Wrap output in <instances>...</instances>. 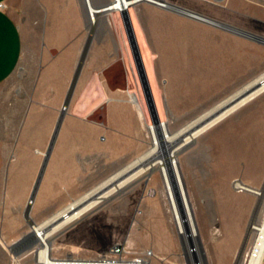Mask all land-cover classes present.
I'll use <instances>...</instances> for the list:
<instances>
[{
  "label": "rangeland",
  "instance_id": "obj_1",
  "mask_svg": "<svg viewBox=\"0 0 264 264\" xmlns=\"http://www.w3.org/2000/svg\"><path fill=\"white\" fill-rule=\"evenodd\" d=\"M91 1L97 5L110 0ZM163 1L172 8L138 1L132 10L156 101L167 130L174 132L261 73L264 22H252L249 29H241L258 35L254 38L173 9L178 5L227 24L219 19L229 11L223 7L224 2ZM9 9L25 37L26 49L14 76L19 75L26 89L39 63L45 62L54 49L44 40L50 25L51 32L55 29L57 33L66 30L81 34L87 49L74 81L73 96L84 76L90 74V80L98 72L104 100L94 108L100 116L104 106L103 114L111 119L95 120L101 127L98 139L103 151L79 164L81 175L72 179L81 181V185L72 194L65 193L66 200H46L38 192L31 195L42 166L24 170L25 193L19 206L17 201H0V264H42L34 225L141 155L152 139L134 77L109 15L90 22L84 0H9ZM78 63L79 58L74 73ZM88 90L89 86L83 93L87 95ZM75 107L85 108L64 104L62 111L78 114ZM263 126L264 91L188 142L182 143L183 137L173 141L171 148L182 143L175 160L197 230L196 239H185L178 232L156 170L133 179L65 224L51 236L48 254L94 257L106 254L115 242H122L126 256L150 249V264H188L187 248L198 246L206 264H237L251 243V225L259 223L264 215V168L259 167L263 154L253 151L255 144L263 146ZM43 168L41 178L50 171ZM236 179L260 189L261 194L235 186ZM29 232L33 236H26Z\"/></svg>",
  "mask_w": 264,
  "mask_h": 264
},
{
  "label": "crops",
  "instance_id": "obj_2",
  "mask_svg": "<svg viewBox=\"0 0 264 264\" xmlns=\"http://www.w3.org/2000/svg\"><path fill=\"white\" fill-rule=\"evenodd\" d=\"M222 5L229 11L219 19L243 27L235 26L238 29L247 30L252 22H264V8L249 0H226ZM50 28L51 25L44 40L54 47L53 52L39 63L26 89L19 75L14 76L26 49L24 33L9 9V0H0V201L4 204L17 201L19 206L25 193L24 170L42 166L50 171L42 176L34 192L46 200H66L64 194H72L81 185V181L72 179L81 175L79 164L103 151L98 139L101 127L95 122L101 115L94 108L104 100L98 72L94 87L88 85L90 74L83 77L76 96L71 87L74 65L84 49L86 55V38L66 30L51 32ZM260 72H264V61ZM88 86L85 95L83 90ZM91 102L93 107L89 106ZM64 104L82 105L86 109L75 107L78 114L63 113ZM59 118L61 122L56 129ZM107 139L104 138L105 143ZM255 145L253 151L263 154L259 167L264 168V143Z\"/></svg>",
  "mask_w": 264,
  "mask_h": 264
},
{
  "label": "bare ground",
  "instance_id": "obj_3",
  "mask_svg": "<svg viewBox=\"0 0 264 264\" xmlns=\"http://www.w3.org/2000/svg\"><path fill=\"white\" fill-rule=\"evenodd\" d=\"M84 4L90 22L94 20L98 21L102 16L109 15V22L115 30L118 45L125 52L130 70L134 77L140 107L152 141L150 147L132 160L125 168L116 172L107 180H102V183L93 189H89V191L78 198L73 199L67 205L43 220L40 224L34 225V236L39 241V243L38 241L37 243L40 245L38 250L39 261L44 260L49 251L51 236L65 224L79 217L83 212L107 198L112 193L119 191L133 179L143 176L149 171L156 170H158L161 175L178 232L185 239H196L197 230L193 222V216L189 207V201L183 186L181 174L176 164V153L179 151L182 143H186L193 139L194 136L207 130L210 125L212 126L219 122L231 112L264 91V72H262L241 88H238L232 94L217 102L209 110L203 112L178 130L169 132L166 128L160 106L156 101L153 81L145 59L140 34L135 23L132 0H110L109 7L100 11L93 9L91 0H84ZM173 9L175 11H180L182 7L174 5ZM182 11L186 10L183 8ZM215 22L219 26L233 31L241 30L222 22ZM182 137L183 142L171 148L173 141ZM236 181L237 179L234 181L235 186L261 194L260 189ZM96 191V195L99 196L93 195ZM263 240L264 224L260 227L257 245H261ZM196 253L198 255L201 254L198 246Z\"/></svg>",
  "mask_w": 264,
  "mask_h": 264
},
{
  "label": "built area",
  "instance_id": "obj_4",
  "mask_svg": "<svg viewBox=\"0 0 264 264\" xmlns=\"http://www.w3.org/2000/svg\"><path fill=\"white\" fill-rule=\"evenodd\" d=\"M208 3H223L226 0H203ZM258 6L264 8V0H249ZM166 7L172 8L169 3L165 4ZM185 12H192L185 9ZM237 33L250 36L258 37V35L247 32L244 30L236 31ZM242 188V187H240ZM263 219L258 223H253L251 229L253 232L252 240L250 245L245 250L243 258L237 264H264V240L261 245H257V238L259 236V230L262 226ZM187 253L189 256L188 264H206L203 259L196 253V248L188 247ZM152 252L150 249H145L140 254L134 256L125 255V245L122 242H115L112 244L108 252L104 255L94 256V257H84L67 255L61 257H53L47 253L44 260L41 261L42 264H150Z\"/></svg>",
  "mask_w": 264,
  "mask_h": 264
},
{
  "label": "water",
  "instance_id": "obj_5",
  "mask_svg": "<svg viewBox=\"0 0 264 264\" xmlns=\"http://www.w3.org/2000/svg\"><path fill=\"white\" fill-rule=\"evenodd\" d=\"M138 1H147V2H151V3H154V4H157V5H161V6H165V3H164V1L163 0H132V3L134 4V3H136V2H138ZM93 5V9L94 10H97V11H100V10H105L106 8H108L109 7V5H110V1H108V2H106V3H102V4H92ZM182 10H183V8H182ZM182 10H180V11H176V12H179V13H182V14H186V15H188V16H190V17H193V18H196V19H199V20H202V21H204V22H207V23H211V24H214V25H217V26H219L216 22H215V20H212V19H210V18H208V17H206V16H201L200 14H198V13H195V12H185V11H182ZM84 55H85V49H84V51L82 52V54H81V57H80V60H79V63L77 64V67H76V70H75V73H74V76H73V79H72V84H71V87L74 85V81L76 80V77H77V75H78V73H79V71H80V67H81V63H82V60H83V58H84ZM106 72V71H105ZM96 81H97V74L96 73H94L93 75H92V77L90 78V80H89V82H88V85L90 86V84H92V83H96ZM71 91V90H70ZM101 111H102V115H101V119L104 121L105 120V115L103 114V112H104V106H102V108H101ZM59 122H60V118H59V120H58V122H57V124H56V129L58 128V125H59ZM211 126V125H210ZM209 126V127H210ZM131 163V162H130ZM130 163H128V164H130ZM127 164V165H128ZM127 165H125V166H127ZM125 166L124 167H122L121 169H119L118 171H116V172H119L120 170H122L123 168H125ZM43 167L40 169V171H39V173H38V176H37V178H36V181H35V184H34V188H33V190H32V194L31 195H33L34 194V191H35V187L38 185V183H39V180H40V178H41V175H42V172H43ZM116 172H114V173H112L110 176H108L107 178H105L103 181H105V180H107L109 177H111L112 175H114ZM103 181H101L100 183H102ZM99 183V184H100ZM99 184H97V185H99ZM96 185V186H97ZM95 186V187H96ZM94 188V187H93ZM92 188V189H93ZM96 193H97V191L96 192H94V194L93 195H96ZM96 196H99V195H96ZM26 236H33V232H29ZM23 239H25V237H23V238H21L20 240H19V243L21 242V241H23Z\"/></svg>",
  "mask_w": 264,
  "mask_h": 264
}]
</instances>
